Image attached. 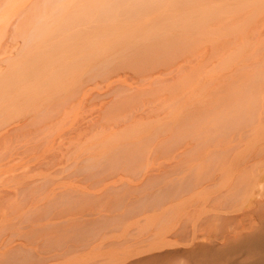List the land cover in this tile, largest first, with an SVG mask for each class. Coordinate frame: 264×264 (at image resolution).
Here are the masks:
<instances>
[{"label":"rangeland","instance_id":"rangeland-1","mask_svg":"<svg viewBox=\"0 0 264 264\" xmlns=\"http://www.w3.org/2000/svg\"><path fill=\"white\" fill-rule=\"evenodd\" d=\"M84 1L0 0V264H142L187 247L164 245L187 216L196 243L209 244L214 200L242 173L264 176V0H188L201 10L192 28L119 63L105 62L108 40H91V28L64 33L54 41L77 65L37 89L67 61L17 71L42 46L53 15L40 18L43 3ZM77 89L67 108L35 119L45 98ZM239 195L232 226L249 232L264 206L243 216L251 202Z\"/></svg>","mask_w":264,"mask_h":264},{"label":"bare ground","instance_id":"bare-ground-1","mask_svg":"<svg viewBox=\"0 0 264 264\" xmlns=\"http://www.w3.org/2000/svg\"><path fill=\"white\" fill-rule=\"evenodd\" d=\"M43 4L45 8L43 9L41 7L43 9V14H40V18L44 19L49 13H53L54 16L52 15L45 20L40 27L41 31L37 33V38L42 45H39V50L36 52L38 56L34 57L33 60H26L22 65L19 64L17 71L23 68H26V70L37 68L35 65L37 63L50 66L54 63L67 61L64 64H59L60 71L54 70V75L52 74L49 77L43 78L42 81L37 82V89L51 85H53V88L57 87L56 85L63 81L60 80L62 78L60 73H63L65 70H71L77 65L74 58L68 59L70 57V52L66 48V42L62 40L55 42L54 37H59L64 33H68L69 35L76 33L80 34L83 30L85 31L91 28L93 30L91 40H108L106 46L103 45V47L99 46L98 48L103 51V54L105 53V62H109V64L114 62L119 63V61H128L130 58L145 57L144 54L161 40H166L168 35L172 34L171 31L192 28L195 23L194 20L197 21L196 19L201 16L199 14L201 10L197 11L195 8H189L188 0H88L82 2L80 6L71 5L73 9L69 7L70 4L61 3L55 8L54 6L46 5V3ZM36 9H38V7ZM36 17H34V19ZM26 22L28 26L31 25L28 24L27 20ZM78 26L83 27V29L76 31V29L79 28ZM46 35H48V38ZM91 42L94 44L93 46L97 44V42ZM67 55H69V57H67ZM81 60L82 63H87L83 55ZM97 64L100 65L101 63ZM88 68L87 63L85 69ZM111 69L112 68H110V70ZM93 70V67L89 68V71ZM65 75L66 74H63V77ZM112 76L114 75L112 74ZM20 77L22 79L24 78V76ZM16 83L12 84L11 82L9 85H14ZM79 91L80 90L77 89L72 94H63V92L59 94L52 93L50 97L48 96V98H45L47 102L41 104L44 105L42 106L43 109L35 111L36 115L34 117H37L35 119L38 120L44 117L53 106L57 108V106L61 104L59 109L63 110L65 107L67 108V105H71L78 98ZM43 92L46 94L45 89H43ZM48 106L50 107L46 109ZM38 121H41V119ZM24 127L25 126H15L14 131L21 130ZM240 176L239 174V176L236 177L239 179ZM237 178L235 179L234 177V182L232 183L234 187L239 185L238 189H234L232 193H223L221 196L223 200L221 202L218 201L219 199L214 200L215 203L212 205L214 212L209 215V217H211L214 233L209 244L196 243V224L194 223L192 228L190 229L189 227L188 229L186 221H191V218L187 216L188 220H184L182 225L173 230L168 235L169 240H165L166 242L164 244L168 247L181 244L187 247L181 246L182 248H180L179 246V248L174 247L173 249L162 251L159 255L157 254L158 256L150 258L153 259V261L146 258L148 263L145 259V263L142 264H151V262L152 264H205L207 260L210 261H207L208 264H213L211 260H217L215 261L216 264H264V217H259L261 214H259V208H261L262 205L264 206V176L255 178L251 175L249 179L248 176L244 177L242 173V178L239 179V181H237ZM201 186L200 183H198V185L194 183L191 186L180 187L179 190H182V195L183 191L190 194ZM206 187L203 188L205 189ZM239 193H242V195L240 196ZM238 195L240 196L239 199L245 197L251 202L249 208L244 210L242 215H253L257 216L258 219L260 218L259 225L249 232H244L237 226H232V220H238L241 217L239 214H234L236 210L232 207V202ZM228 207L231 209H228ZM262 213H264V211H262ZM261 215L264 216V214ZM202 218L203 219L197 222L205 219V217ZM204 221L203 223H205ZM188 225H190V223ZM142 252L143 251H138V254ZM141 259L144 261L143 258ZM137 261L141 263V260ZM127 264H133V262H127Z\"/></svg>","mask_w":264,"mask_h":264}]
</instances>
